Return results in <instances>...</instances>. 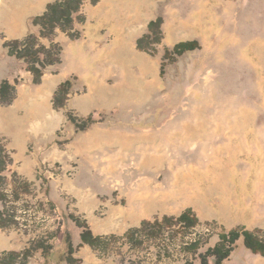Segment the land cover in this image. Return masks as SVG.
<instances>
[{
	"label": "rangeland",
	"instance_id": "1",
	"mask_svg": "<svg viewBox=\"0 0 264 264\" xmlns=\"http://www.w3.org/2000/svg\"><path fill=\"white\" fill-rule=\"evenodd\" d=\"M36 1L0 0V88L8 81L16 91L11 104L0 105V119H9L0 140L13 156L5 193L14 218L28 211L39 223L32 232L46 227L31 247L48 241L47 263L68 264L69 234L79 264H201L233 230L264 241V92L256 71L239 64V48L222 57L214 51L221 40L248 44L262 34L264 0H83L72 24L52 38L33 20L57 0ZM31 34L39 45L63 49L62 63L40 83L6 48ZM190 42L196 48L165 59ZM69 80L58 106V88ZM30 159L40 189L20 183L27 180L16 169L24 172ZM67 184L74 190L66 192ZM77 189L124 211L144 208L146 219L78 249L83 230L71 217L91 227L76 215ZM188 210L191 220L178 222ZM166 218L162 229L151 225L128 237ZM222 264H264V256L240 239Z\"/></svg>",
	"mask_w": 264,
	"mask_h": 264
},
{
	"label": "trees",
	"instance_id": "2",
	"mask_svg": "<svg viewBox=\"0 0 264 264\" xmlns=\"http://www.w3.org/2000/svg\"><path fill=\"white\" fill-rule=\"evenodd\" d=\"M83 0H57L54 3L48 5L47 11L41 15L37 16L33 20V25L41 28V34L45 37L52 38L55 31L59 28H68L73 22V16L75 12L80 11V6ZM161 21H152L149 25L150 29H154L156 26L160 25ZM149 38L144 36L138 42L140 49H144V42ZM197 43H180L175 46L172 51H167L165 59H169L170 56L174 54L182 55L185 51L192 50L196 48ZM6 48L9 50L10 55L15 56L19 60L25 61L30 71L34 74V81L40 83L41 79L45 75L46 70L49 67L60 65L62 63L61 54L62 46L60 44H53L51 47L47 48L45 46L39 45L38 38L31 34L24 38L23 40H16L6 44ZM72 86V82L66 81L60 85L58 88L57 102H60L58 106H61V97L69 93ZM15 87L8 81H4L0 88V105L11 104L15 99ZM56 102V103H57ZM63 106V105H62ZM94 120L90 119L88 124H91ZM87 125V124H86ZM13 163V158L3 143L0 140V202L4 204L3 210H0V227L3 229L11 228L16 226V221L14 215H12L11 210L8 206L9 196L5 193V186L8 182L7 171ZM25 188H28V182H22ZM17 186V181L14 182ZM19 190V188H18ZM17 187L15 189V200L20 198ZM28 190V189H27ZM191 210L184 212L179 218L178 222L186 223L191 220ZM77 225L83 230L81 233V244L78 249L84 245H90L92 247H97L101 242H103V237L95 236L86 222H81L80 219L72 216ZM169 219L166 218L163 221L157 220L156 222L149 223L144 222L141 228L131 230L128 233V237L134 236L139 232L147 230L149 226H155L160 229L163 228L164 223ZM196 221V220H194ZM243 239L244 245L247 249L255 254H261L264 256V241L260 238L259 233L250 232L248 230H233L228 234H223L221 237V242L214 249L208 250L202 256L201 264H209V258H216L215 264H222L231 254L234 249L235 244ZM48 241H39L34 247L26 249L23 252H9L4 253L0 256V264H28L33 253L37 249H42L44 253L45 264L47 263V250ZM68 244V255L66 257V262L68 264H79L78 261L73 257L77 248L74 247L71 241V235H67Z\"/></svg>",
	"mask_w": 264,
	"mask_h": 264
},
{
	"label": "crops",
	"instance_id": "3",
	"mask_svg": "<svg viewBox=\"0 0 264 264\" xmlns=\"http://www.w3.org/2000/svg\"><path fill=\"white\" fill-rule=\"evenodd\" d=\"M8 120L0 119L2 129L7 128L6 122ZM25 162L26 164L22 167V170L25 173L17 169L16 171L19 175H23L26 178L27 182L33 183L34 186L40 189L41 186L39 181L36 179L35 174L36 168H33L34 165L31 163V159L25 160ZM67 185L65 187V189L67 190L66 192H70V187H72L74 190V185H68V187ZM71 192L73 191L71 190ZM123 196L124 192L121 191V197ZM74 197L77 199L75 205L78 207V213H76V215H81L88 221L95 236L112 234L119 235L132 227L140 225L142 221L146 219L144 217V208H140L139 210L133 208L132 210L124 211V206L115 204V202L112 200L98 201L96 198V194L92 190H90L88 193H85L77 189L76 194L74 192ZM98 208H103L105 210L106 215L104 218L96 217L95 211ZM0 210H3L2 205H0ZM35 215L40 216L39 213H35ZM37 219L38 218H35V223H33L34 221H32V219L29 220L27 223L28 227H23L22 225H16L7 229H3L0 227V256L4 253L23 252L26 249L31 248L32 243L36 240L37 237H39L38 234H41V232L46 229V227L40 228L36 232H32L30 230L31 227L36 224ZM36 225L39 226V223H37ZM40 226L43 227V224H40ZM42 254V249H37L36 251H34L28 264H43L44 258Z\"/></svg>",
	"mask_w": 264,
	"mask_h": 264
},
{
	"label": "bare ground",
	"instance_id": "4",
	"mask_svg": "<svg viewBox=\"0 0 264 264\" xmlns=\"http://www.w3.org/2000/svg\"><path fill=\"white\" fill-rule=\"evenodd\" d=\"M35 1V0H34ZM39 1H46V0H39ZM38 2V0L36 1ZM29 3V2H28ZM35 4V3H34ZM39 4V3H38ZM40 5V4H39ZM36 7V6H35ZM13 31V30H12ZM11 31V32H12ZM230 40V42H228ZM228 41H219L217 43H214L215 46H214V51L218 53V55L216 56H220L222 57V54L226 55L227 56L230 54V55H233V50H236L237 48H239L238 52L240 53V56L238 55L239 57V64L242 66V67H248L250 69H253L256 71V74L258 76V83H259V86H260V90L262 92H264V31L262 32V34L256 38H254L252 41L248 42V44H243V42L241 43L240 40L237 41L236 39H229ZM247 40L249 39H246L245 41L247 42ZM215 41V40H214ZM213 41V42H214ZM232 41V42H231ZM216 42V41H215ZM240 43L239 45H236ZM231 45V46H236V48L234 47L231 48V50H227V47ZM241 45V47H240ZM239 46V47H238ZM230 48V47H229ZM213 50V49H212ZM237 52V51H236ZM237 52V53H238ZM236 54V53H235ZM237 55V54H236ZM225 57V56H224ZM223 57V58H224ZM222 58V59H223ZM221 58L219 61H223ZM228 59V57H227ZM225 62V60H224ZM223 62V65L225 64ZM250 64V65H248ZM221 65V64H220ZM144 69V68H143ZM144 71V75H148V68L147 66L145 65V69L143 70ZM210 80V79H208ZM158 80L155 79V82H157ZM154 81H152V83H150L151 85L153 84ZM149 85V84H148ZM255 86V85H254ZM253 86V88H254ZM157 87V86H156ZM127 88V87H126ZM135 96V95H134ZM137 96V95H136ZM46 101V100H45ZM44 103V102H43ZM42 104V103H41ZM48 105V104H47ZM45 106V105H44ZM50 109V108H49ZM39 111V110H38ZM37 111V112H38ZM40 114V113H38ZM43 115L44 117L46 116L48 119H55V116L54 114L52 113H48L47 110H45L43 112ZM56 115V114H55ZM42 117V116H41ZM59 117V116H58ZM33 119V118H32ZM39 119V118H38ZM44 119V118H43ZM57 119V118H56Z\"/></svg>",
	"mask_w": 264,
	"mask_h": 264
},
{
	"label": "built area",
	"instance_id": "5",
	"mask_svg": "<svg viewBox=\"0 0 264 264\" xmlns=\"http://www.w3.org/2000/svg\"><path fill=\"white\" fill-rule=\"evenodd\" d=\"M31 217V214L28 211H20V214L18 216H16V221L19 225L27 226L28 223V219Z\"/></svg>",
	"mask_w": 264,
	"mask_h": 264
}]
</instances>
